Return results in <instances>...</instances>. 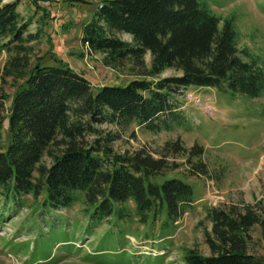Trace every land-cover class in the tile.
Returning <instances> with one entry per match:
<instances>
[{"label": "trees", "instance_id": "1", "mask_svg": "<svg viewBox=\"0 0 264 264\" xmlns=\"http://www.w3.org/2000/svg\"><path fill=\"white\" fill-rule=\"evenodd\" d=\"M16 3L0 0V35L15 41L26 27L17 24ZM114 32L128 34L130 42ZM80 41L102 52L104 65L129 59L141 67L148 52L146 75L166 68L179 74L101 85L92 91L89 82L66 64L35 63L25 86L13 93L8 110V142L0 150V194L16 207L25 194L35 198L44 193L52 209L79 202L87 228L112 214L128 220L129 211L122 205L126 201L132 202L142 222L161 209L164 222H173L192 202L193 191L176 177L150 180L166 168L163 156L154 158L144 149L115 154L98 137H87L95 136L99 132L95 125L101 123L121 129L133 124L149 132L181 125L173 94L187 86L258 97L264 89L263 64L237 48L231 18L217 17L197 0H102L82 26ZM3 98L0 94V109ZM53 143L58 152L50 153L48 166L41 165L40 158ZM178 148L172 144V150ZM188 152L198 156L201 150L193 146ZM194 168L201 172L200 163ZM204 218L210 225L203 230L210 254L182 247L183 264H264V254L248 250L250 215L207 207Z\"/></svg>", "mask_w": 264, "mask_h": 264}, {"label": "rangeland", "instance_id": "2", "mask_svg": "<svg viewBox=\"0 0 264 264\" xmlns=\"http://www.w3.org/2000/svg\"><path fill=\"white\" fill-rule=\"evenodd\" d=\"M18 0H1V3ZM23 0L17 7V24L25 23L19 40L0 35V150L8 142L7 119L13 93L35 64L68 65L81 74L94 91L101 85H122L133 79L154 81L175 76L166 68L146 75L150 55L143 66L125 59L119 65L102 63L104 54L92 51L80 41L82 26L90 20L102 0ZM219 18H231L236 46L256 57L264 66V0H197ZM17 5V3H16ZM220 25V23H219ZM129 41L126 33L114 32ZM15 63V64H14ZM14 64V65H13ZM173 94L182 106L183 123L169 131L149 132L133 124L124 129L114 124L95 125L99 142L115 154L144 149L154 158L163 156L166 168L150 180L176 177L189 184L192 202L173 222H164L163 209L142 222L125 206L128 220L112 214L96 227L87 228V216L79 202L52 209L44 193L33 198L20 196V206L0 194V264H183L181 248L192 247L203 255L210 250L203 230L207 207L250 215L248 250L264 254V89L258 97L231 96L212 87L187 86ZM193 94L200 104L190 101ZM111 137V138H110ZM177 143L178 150H172ZM200 148L198 156L188 152ZM53 143L40 158L48 166ZM201 164V172L194 165ZM34 176L37 174L34 172ZM14 208V209H13Z\"/></svg>", "mask_w": 264, "mask_h": 264}, {"label": "built area", "instance_id": "3", "mask_svg": "<svg viewBox=\"0 0 264 264\" xmlns=\"http://www.w3.org/2000/svg\"><path fill=\"white\" fill-rule=\"evenodd\" d=\"M41 2L44 4V5H46L47 4V1L46 0H41ZM183 90H182V88H179L178 89V92H182ZM189 96H190V101H192V102H194L195 104H200V99L198 98V97H196V96H194L193 94H188ZM179 108H182V106H178Z\"/></svg>", "mask_w": 264, "mask_h": 264}, {"label": "crops", "instance_id": "4", "mask_svg": "<svg viewBox=\"0 0 264 264\" xmlns=\"http://www.w3.org/2000/svg\"><path fill=\"white\" fill-rule=\"evenodd\" d=\"M22 1L23 0H18L17 5H16V10H17V7H18L19 3L22 2Z\"/></svg>", "mask_w": 264, "mask_h": 264}]
</instances>
